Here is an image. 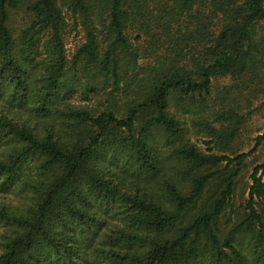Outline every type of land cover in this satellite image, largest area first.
I'll return each instance as SVG.
<instances>
[{"label": "trees", "instance_id": "obj_1", "mask_svg": "<svg viewBox=\"0 0 264 264\" xmlns=\"http://www.w3.org/2000/svg\"><path fill=\"white\" fill-rule=\"evenodd\" d=\"M262 108L264 0H0V264H264Z\"/></svg>", "mask_w": 264, "mask_h": 264}, {"label": "rangeland", "instance_id": "obj_2", "mask_svg": "<svg viewBox=\"0 0 264 264\" xmlns=\"http://www.w3.org/2000/svg\"><path fill=\"white\" fill-rule=\"evenodd\" d=\"M26 14L24 13L23 9L15 11L12 13V26L19 28L24 24V18H25ZM78 38L75 36V32H73L70 35L69 38V44H68V48L69 51H72L75 45V41ZM264 129V109H260L259 111H257L247 122V129L243 132L244 134V139H239L238 141V145L240 147H243L246 150H248L251 145H252V141H251V136L255 135L256 133H261ZM192 140L195 144H197V146H199L203 151L207 150L206 149V145L203 143V141L201 140V138L198 136L197 138L195 136L192 137ZM263 149L258 150V152H256L254 154V156L249 158V162L248 165L251 164H255L258 161L261 160V157L263 155ZM252 165V166H253ZM251 166V167H252Z\"/></svg>", "mask_w": 264, "mask_h": 264}]
</instances>
